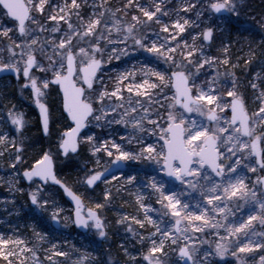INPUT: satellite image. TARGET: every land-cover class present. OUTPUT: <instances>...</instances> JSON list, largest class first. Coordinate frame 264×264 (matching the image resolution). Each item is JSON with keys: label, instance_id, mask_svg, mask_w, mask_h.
<instances>
[{"label": "snow or ice", "instance_id": "6c2138e0", "mask_svg": "<svg viewBox=\"0 0 264 264\" xmlns=\"http://www.w3.org/2000/svg\"><path fill=\"white\" fill-rule=\"evenodd\" d=\"M243 9L244 0H0V161L10 177L0 180L20 193L26 181L36 214L28 235L0 232V264H121L102 248L114 226L139 245V255L119 245L122 264H264V40L245 50V37L216 24ZM113 60L136 63L107 75ZM113 125L132 132L117 138ZM69 164L82 178L62 175ZM125 197L133 211L113 224L107 213ZM46 221L98 247H68Z\"/></svg>", "mask_w": 264, "mask_h": 264}, {"label": "rangeland", "instance_id": "374dc122", "mask_svg": "<svg viewBox=\"0 0 264 264\" xmlns=\"http://www.w3.org/2000/svg\"><path fill=\"white\" fill-rule=\"evenodd\" d=\"M245 1L244 0V5H245ZM111 3L114 5H118L119 4V0H111ZM245 12L244 16L241 15L240 20L238 22H241L243 25H250L254 23V20H252V17L255 18L254 15H249L250 11H242V13ZM235 20V19H233ZM216 24H218L220 27H225V28H229V22H224L221 23V21H216ZM246 48L248 46V42H245ZM134 55H139V53H133ZM140 59H143V57H140ZM131 63H136L135 60L131 61L128 65L123 64L121 61H117V60H113L112 65H109V72L107 73V75H115V73L122 69L123 67H129ZM113 66H117V67H113ZM259 70V69H257ZM194 119L196 117H193ZM112 130L114 131V134L117 136V138L121 135L123 136H128L129 134H131L132 129L131 126H129L128 128H124L122 125H113L112 126ZM92 131L94 133H97L101 136H107V133L109 130L107 129H99V128H93ZM107 163V159H104L101 161V164H106ZM3 164L2 161H0V166ZM92 165H89V167H91ZM126 166H127V170L125 172H129L132 171L134 173V170L139 167V163L135 162V161H128L126 162ZM66 167H72L73 171L76 173H80L79 169L75 166V164H69ZM120 174V173H119ZM117 174V175H119ZM155 174V173H153ZM82 173H80V177L82 178ZM163 176V174L161 173V176H158L157 178L160 179ZM0 177H3L6 179L10 178L9 177V173L7 171V168L5 167H0ZM165 179V178H164ZM166 182H169L171 184V186L176 187L177 190H180V186L178 185V182H174V181H170L165 179ZM19 188H22L20 185V181L18 186ZM0 188H3V190L0 191V232L11 235L13 229H15V225L10 223L9 221L12 219V215L14 213L17 214L18 210L21 209L19 203L17 201V195L20 192H17L15 189H12L10 191L9 189V185L7 183L4 182V180H0ZM193 201H195L198 198V194L197 193H192L191 197H190ZM59 199V197H58ZM14 201V203H12ZM61 203L63 204V206L65 208H69V204L66 203L65 201H61ZM125 207H127V209H125ZM133 211V208L131 206V200L129 198V202L124 205V207H120V206H114L113 210L108 212L107 215L109 217V219L111 221H115V218L118 217L121 213H131ZM33 212V211H32ZM34 213V212H33ZM35 214V213H34ZM44 215H48L47 213H44ZM15 223V222H14ZM33 223L30 220H27L26 223H24V226H27L28 224ZM16 226H18L19 228L21 227L20 223L17 222L15 223ZM49 225H51V221H49ZM70 225L66 228H63L59 225L58 230H52L50 232V234L54 235L56 238H60L57 239L59 241H63L65 244H67V242L73 243V245H75L77 248H81V245L84 246V248H87L89 251H91L93 248H96V246L94 244H91L90 241H93V238L89 235L86 234L84 236H77L76 238L70 235ZM13 226V227H12ZM117 230L120 229L121 233H120V239H121V244H127L129 246V250L132 251L134 254L139 255V253L136 252V248L139 247V245H136V248L132 247V244H134L135 242L132 241L130 239L131 234L130 233H125L122 227H117L114 226L113 230ZM16 231L23 233L24 235H28L29 230L27 229V231L23 232L21 230L15 229ZM90 240V241H89ZM104 245V244H103ZM82 251L84 250L83 248L81 249ZM122 264V263H121Z\"/></svg>", "mask_w": 264, "mask_h": 264}, {"label": "trees", "instance_id": "16d2710c", "mask_svg": "<svg viewBox=\"0 0 264 264\" xmlns=\"http://www.w3.org/2000/svg\"><path fill=\"white\" fill-rule=\"evenodd\" d=\"M243 11H250L249 15H254L255 18L252 17V20H254L253 24L250 25H243L241 22H238L236 20H232L229 22V30L233 33L234 36H243L246 38V42H251L253 48H259L260 42L262 40H264V32H262L259 28V22L261 21L262 18H264V0H246L245 1V5H244V9ZM245 12L241 13L242 16H244ZM252 29V31H244V29ZM242 46L246 48L245 42L242 41ZM240 45H236L237 50L239 49ZM242 54V53H239ZM237 76H240V72L237 71ZM241 80H243V77H240ZM63 122V120H62ZM63 124V123H62ZM62 175L67 177L69 182L75 180L77 178V176H80V173H76L73 171L72 167H65L62 171ZM3 190V188H0V191ZM127 200V202H125ZM63 202L65 201L62 200ZM129 202V198L125 197L124 199L118 200L115 202L114 206H120V207H124V205H126ZM125 209H127V207H125ZM129 209V208H128ZM127 209V210H128ZM33 215L30 214V216H28L27 220H30L32 222H34L33 219ZM44 217L46 218L47 216L44 215ZM27 220H22V218L19 217H12V219L9 221L10 223L14 224L15 229L21 230L23 232L27 231V227L24 226V223H26ZM19 222L21 227L19 228L18 226H16L15 223ZM114 224V221H112ZM13 227V226H12ZM44 227H46L50 232L52 231L49 222L46 221L44 223ZM70 235L73 237H77L80 236L79 233L73 228L72 225H70ZM120 233L121 230L120 229H115L112 230V233L110 234L111 238L108 242L104 243V245H102V248L104 249L105 252H110L111 254V260L113 262L119 260L123 261V257H122V251L119 248V245L121 244V239H120ZM60 240V238H57ZM58 240V241H59ZM73 245V243L67 242L66 246L71 247ZM98 247V246H96ZM105 260H108L109 257L108 256H104L103 257Z\"/></svg>", "mask_w": 264, "mask_h": 264}, {"label": "flooded vegetation", "instance_id": "af4514ba", "mask_svg": "<svg viewBox=\"0 0 264 264\" xmlns=\"http://www.w3.org/2000/svg\"><path fill=\"white\" fill-rule=\"evenodd\" d=\"M11 78L9 77L7 80L2 81V83H9L11 84ZM16 102L19 105H22L23 110L29 114V116L31 117L32 121L35 122L36 118H37V110L35 109L34 105L31 103L30 100L27 99H21L19 98V93H16ZM50 107L53 108V110L55 111V115L56 117H60V98L58 96L53 95V97L50 99ZM62 119L59 121L58 126H62ZM34 135H36L37 137H39V133L35 131L34 129ZM37 149L40 147V144L38 143L36 145ZM126 165V164H125ZM0 167H5L6 165L2 164ZM127 168V166H126ZM127 170V169H126ZM125 170V171H126ZM124 171V172H125ZM20 185L21 187L24 189V193L27 192L28 190V184L26 181L24 180H20ZM24 193H19L16 197H17V201L16 203H19L21 209L18 210L17 213H19V215H17L16 213H14L12 215V217H21L22 220H27L28 216L33 215L35 216L36 214H34L32 211V206L30 205V202L27 200V196ZM73 228L79 233L80 236H84L87 233H81L78 229H76L74 226ZM52 229V228H51ZM90 241V240H89ZM91 244H94L95 246L97 245L94 241H90ZM98 246V245H97Z\"/></svg>", "mask_w": 264, "mask_h": 264}, {"label": "water", "instance_id": "95a60500", "mask_svg": "<svg viewBox=\"0 0 264 264\" xmlns=\"http://www.w3.org/2000/svg\"><path fill=\"white\" fill-rule=\"evenodd\" d=\"M126 170V165L124 166V168H123V171H125ZM114 171L116 172V174L117 173H120L121 172V169L120 168H116V169H114ZM166 178V177H165ZM166 179H170V178H166ZM65 199L67 200V198L65 197ZM70 206H71V204L70 203H68ZM54 225V227L55 228H58V225H55V224H53ZM77 229V228H76ZM81 233H85V231L84 230H81V229H78Z\"/></svg>", "mask_w": 264, "mask_h": 264}]
</instances>
